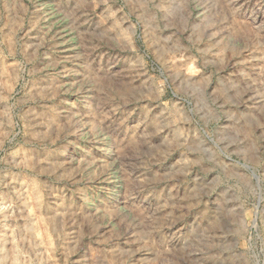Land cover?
I'll return each instance as SVG.
<instances>
[{
    "label": "rangeland",
    "instance_id": "rangeland-1",
    "mask_svg": "<svg viewBox=\"0 0 264 264\" xmlns=\"http://www.w3.org/2000/svg\"><path fill=\"white\" fill-rule=\"evenodd\" d=\"M0 264H264V0H0Z\"/></svg>",
    "mask_w": 264,
    "mask_h": 264
},
{
    "label": "bare ground",
    "instance_id": "bare-ground-1",
    "mask_svg": "<svg viewBox=\"0 0 264 264\" xmlns=\"http://www.w3.org/2000/svg\"><path fill=\"white\" fill-rule=\"evenodd\" d=\"M252 128H253V122L250 120L247 124H246V128L248 130V132H252ZM251 129V130H250ZM246 130V131H247Z\"/></svg>",
    "mask_w": 264,
    "mask_h": 264
}]
</instances>
